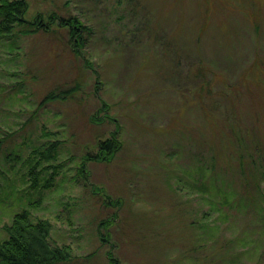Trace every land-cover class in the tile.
Returning a JSON list of instances; mask_svg holds the SVG:
<instances>
[{"label":"rangeland","instance_id":"rangeland-1","mask_svg":"<svg viewBox=\"0 0 264 264\" xmlns=\"http://www.w3.org/2000/svg\"><path fill=\"white\" fill-rule=\"evenodd\" d=\"M26 2L0 35V239L27 208L61 264H264V0ZM115 124L121 149L83 177Z\"/></svg>","mask_w":264,"mask_h":264},{"label":"trees","instance_id":"trees-1","mask_svg":"<svg viewBox=\"0 0 264 264\" xmlns=\"http://www.w3.org/2000/svg\"><path fill=\"white\" fill-rule=\"evenodd\" d=\"M27 10L26 0H0V35L9 34L16 26L26 25L24 14ZM59 27H67L68 36L72 45L71 49L77 54L78 48L80 49L83 41V34L87 31L86 28L77 18H58ZM52 21V19H51ZM51 21L48 23L50 24ZM47 24V25H48ZM33 29H27L26 32H37L42 30L47 33L49 27L43 24L40 19L29 24ZM78 47V48H76ZM76 51V52H75ZM79 54V53H78ZM73 89L60 91L58 97L67 99ZM54 93L47 94L42 103L50 102V100L58 98ZM100 121V120H99ZM119 126L115 124L114 131L109 133L107 139H97L94 145L97 149L96 153L87 151L83 158V162L79 169L80 175L85 176V163L87 161H109L116 152H118L123 142L118 139ZM56 149L54 143L49 144L42 150L35 151L39 156V160L49 161L53 157V152ZM211 162L210 169L214 166L215 157L209 158ZM39 162V161H38ZM37 162V163H38ZM35 164V166L37 165ZM50 166H47L49 169ZM53 169V166H52ZM32 171L34 168L31 169ZM53 171L48 180L39 187L37 182V173L30 172L31 182L29 187L33 190L39 188H48L51 185V180L54 179ZM94 191L99 192L100 189ZM30 206V204L28 205ZM3 230L5 237L0 239V264H61L69 261L72 257V252L67 245H57L52 243L50 238L51 223L46 219H33L27 208H22L20 211L15 212L9 224L4 225ZM111 264H116L115 260L110 261Z\"/></svg>","mask_w":264,"mask_h":264}]
</instances>
